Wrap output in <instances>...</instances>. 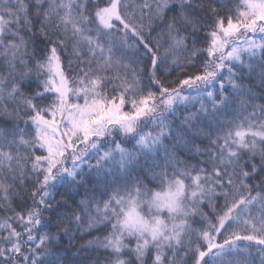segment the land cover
<instances>
[{"label":"snow or ice","instance_id":"1","mask_svg":"<svg viewBox=\"0 0 264 264\" xmlns=\"http://www.w3.org/2000/svg\"><path fill=\"white\" fill-rule=\"evenodd\" d=\"M0 264H264V0H0Z\"/></svg>","mask_w":264,"mask_h":264},{"label":"rangeland","instance_id":"2","mask_svg":"<svg viewBox=\"0 0 264 264\" xmlns=\"http://www.w3.org/2000/svg\"><path fill=\"white\" fill-rule=\"evenodd\" d=\"M176 201V194L173 190H170L166 184L163 189L153 191L148 196H140L136 199L135 204L141 205V211L147 213L161 212L169 213V209L174 207ZM174 214V213H173ZM124 219L121 222L122 227L136 231L137 229H143L145 231L154 230L157 227L148 226L143 218L135 212L134 207L128 212L123 213Z\"/></svg>","mask_w":264,"mask_h":264},{"label":"clouds","instance_id":"3","mask_svg":"<svg viewBox=\"0 0 264 264\" xmlns=\"http://www.w3.org/2000/svg\"><path fill=\"white\" fill-rule=\"evenodd\" d=\"M133 207L135 209V212L143 218V221L148 226L157 227V226L167 225L168 227H171L172 223H174V222L178 223V221H172L171 219H169L168 218L169 214H167V213H161V212L147 213L145 211H141V205L140 204H135V205L124 206L121 209V215L119 217L120 226H121V222L124 219L123 213L128 212Z\"/></svg>","mask_w":264,"mask_h":264},{"label":"trees","instance_id":"4","mask_svg":"<svg viewBox=\"0 0 264 264\" xmlns=\"http://www.w3.org/2000/svg\"><path fill=\"white\" fill-rule=\"evenodd\" d=\"M135 144V141L133 140V141H131L130 143H126L125 145H124V147L126 148V149H131L132 148V146ZM148 163H151V158L149 157V158H144V157H142L141 158V165H145V164H148ZM139 170H141L140 169V167L139 166H137V171H139ZM146 183H148V189L146 190V192H145V194L144 195H142V196H148V195H150L153 191H156V190H161V189H163L164 188V186L166 185V184H163V185H161L158 181H156V180H152L150 183L148 182V181H145Z\"/></svg>","mask_w":264,"mask_h":264}]
</instances>
